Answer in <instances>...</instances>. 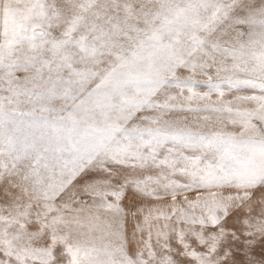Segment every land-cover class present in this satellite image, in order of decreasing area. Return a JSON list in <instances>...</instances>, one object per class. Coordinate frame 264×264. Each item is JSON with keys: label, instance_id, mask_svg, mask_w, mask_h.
<instances>
[{"label": "snow or ice", "instance_id": "1", "mask_svg": "<svg viewBox=\"0 0 264 264\" xmlns=\"http://www.w3.org/2000/svg\"><path fill=\"white\" fill-rule=\"evenodd\" d=\"M0 264H264V0H0Z\"/></svg>", "mask_w": 264, "mask_h": 264}, {"label": "bare ground", "instance_id": "2", "mask_svg": "<svg viewBox=\"0 0 264 264\" xmlns=\"http://www.w3.org/2000/svg\"><path fill=\"white\" fill-rule=\"evenodd\" d=\"M126 203V202H125Z\"/></svg>", "mask_w": 264, "mask_h": 264}]
</instances>
